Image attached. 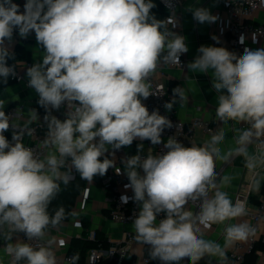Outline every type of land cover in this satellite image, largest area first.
I'll return each mask as SVG.
<instances>
[{"label": "clouds", "instance_id": "obj_1", "mask_svg": "<svg viewBox=\"0 0 264 264\" xmlns=\"http://www.w3.org/2000/svg\"><path fill=\"white\" fill-rule=\"evenodd\" d=\"M155 6L153 0H26L21 11L14 0H0V84L16 74V65L8 63L15 58L10 48L14 31L22 39L34 33L43 55L27 67L26 75L45 109L47 129L36 148L26 146L23 137L33 135L29 125L40 121L38 112L31 109L21 125L16 114H6V101L0 99V239L6 242L3 253L11 257L10 264H58L55 240L48 232L67 214L63 207L50 214L49 205L61 184L70 182L73 170L93 181L115 167V160L105 156L109 148L119 150L137 139L158 145L164 130L173 127L158 110L150 113L141 99L156 94L149 78L159 64L181 66V55L189 51L186 38L173 30L175 13L158 19L151 12ZM188 10L200 24L218 20L208 8ZM245 40L242 34L239 42ZM198 53L187 68L211 73L222 126L200 146L186 147L171 136L164 143L166 152L149 149L142 157L139 144L137 155L122 160L129 180L125 188L133 196L121 200L131 199L139 207L132 222L134 238L149 246L152 260L162 264H179L184 258L198 264L205 256L227 264L225 250L257 231L247 221L226 223L245 217L248 210L224 190L234 177L221 175L216 165L243 158L253 188L259 190L264 170V47H245L237 54L201 45ZM186 99L184 89L176 87L164 107L171 110L177 100ZM62 106L67 109L63 120L52 115ZM10 128L11 141L4 135ZM228 131L234 136L225 148ZM115 171L121 173L118 167ZM213 225L224 226L223 245L204 238ZM19 233L26 239L12 242ZM77 259L72 257L69 264Z\"/></svg>", "mask_w": 264, "mask_h": 264}, {"label": "crops", "instance_id": "obj_2", "mask_svg": "<svg viewBox=\"0 0 264 264\" xmlns=\"http://www.w3.org/2000/svg\"><path fill=\"white\" fill-rule=\"evenodd\" d=\"M229 1L230 0L182 1L179 7V29L186 38V43L189 48V51L187 52L189 63L194 61L195 57L199 55L198 49L201 45L215 46L216 40L212 38L213 36L217 37L218 40H223L225 48L228 49L229 46H227V37L225 36L224 28L218 26V21L211 24H200L193 18L192 12L188 9L190 7H205L208 8L213 15L219 17L223 15L224 8ZM14 2L19 4L21 7L26 0H14ZM255 22L264 23V10L260 11L255 19ZM18 46L25 47L31 55L29 61L20 60L16 63V65L23 70L25 78L28 81V77L26 75L27 67L31 66L42 57L43 49L37 44L34 33L30 34L27 39H22L19 37L18 33L14 31L13 41L10 45L12 52ZM257 48L261 47L256 46L252 49ZM154 75L162 80L169 87L171 92H173V89L176 87H182L184 89L187 96L186 101L177 100L174 108L178 118L189 123L192 119L201 117L214 126L215 131L222 126L221 122L216 117V97L218 94L214 91V89H212V77L210 72L208 74H201L198 72H191L188 68L185 70H175L163 65V62H161ZM0 99L6 101L4 109L20 102L26 103L25 116L22 120H19L21 124H24L28 120V113L31 109H35L37 112L41 110V106L38 104V94L33 88L28 87L26 83H17L12 81L10 85L0 89ZM66 111L67 109L65 108L64 113H66ZM240 126L241 124L235 125V127ZM212 134L213 133H206L202 128H195L185 139L184 146L190 147L191 144L200 146L208 140ZM233 136L234 133L232 131L227 132L226 143L223 147L227 148L232 145ZM139 144L143 145L139 154L146 156L149 149H152L153 154H155L154 147L150 146L147 140H134L130 146L122 147L119 150L109 148V151L105 153V156L109 159L115 160V167L109 168L108 170H115V168L118 167L121 169V172L126 175L122 160L126 157L137 155V146ZM113 151L114 156L112 155ZM216 166L221 175L227 174L234 177L231 185L224 189L228 192L233 202L236 200H241L243 202L247 201L248 206L258 203L259 198L262 194H264V170H261L260 173L259 190H255L252 184L253 178L249 171L245 168L243 158H234L230 163H221L220 161H217ZM75 175L76 172L73 170L70 181L74 180ZM87 188L89 189L90 196L86 205L82 206L78 196L70 220L60 227L50 229L48 232V236L54 238L55 240L53 246L58 248V264H69L64 259L65 256L69 254L74 240H87V233L89 230L95 229L98 235L103 234L106 240L109 242H115L122 238L124 231L128 228L110 219L107 192L104 190L101 181L97 182L93 178V181H87L85 189ZM193 211H197L195 207L193 208ZM241 221L248 222V219L245 216L239 218L238 220H232L226 223H237ZM86 222L88 225L85 224ZM223 227V225H213L211 229L205 232L204 238L215 240L223 245ZM128 229L134 231L133 226H129ZM16 239L22 238L19 234H16L14 235L12 242H15ZM5 243L6 242L4 240L0 239V258L4 260V264H10L11 257L6 256L3 253V246ZM259 243L260 242H258V244ZM238 244H242V246L246 247L248 245V239L246 241L234 243L231 247L225 250L226 253L230 250H237ZM145 250L149 251V246L139 243L136 244L133 252L127 259L130 263L127 261V264H131V261L135 258L137 259L139 256L144 255ZM255 253L257 255L256 261L258 263H262L264 251L257 249ZM156 260L159 261L158 259ZM21 264H23V262H21ZM100 264L113 263L103 262ZM179 264H190V261L188 258H184L179 262ZM198 264H217V261L215 258L205 256L198 262Z\"/></svg>", "mask_w": 264, "mask_h": 264}, {"label": "built area", "instance_id": "obj_3", "mask_svg": "<svg viewBox=\"0 0 264 264\" xmlns=\"http://www.w3.org/2000/svg\"><path fill=\"white\" fill-rule=\"evenodd\" d=\"M184 0H159L162 6L167 10L168 16L173 12L175 13L177 19V27L173 29L180 35H183L179 29V7ZM24 5V4H23ZM23 5L20 10L23 11ZM264 10V0H230L225 8L223 15L218 17V26L223 27L225 31V36L227 37V46H229V51H234L237 54H242L245 47H264V23L255 22L260 11ZM167 16V17H168ZM172 28V25H169ZM246 37L244 44L239 42V37L241 35ZM253 39L256 42H253ZM225 43L223 40L215 41L216 47H224ZM181 66L179 65H168L163 63V65L168 66L175 70H185L187 64L189 63V58L187 53L182 54L180 57ZM10 64V63H9ZM16 65V64H10ZM15 76L9 77L10 80L17 83H26L28 86V81L25 78L23 70L17 65L15 67ZM152 90L156 93L155 95L149 96L146 100L142 99V103L148 108L151 113L153 110H158L161 115L166 116L171 120L173 127L166 128L162 133V143L158 145H152L150 141L148 144L154 147L155 154L166 152L167 149L164 148V143L167 142L168 138L171 136H176L179 142L184 144L185 139L195 128H202L206 133H214L215 128L208 121L201 117H196L192 119L189 123L178 118L175 113V105L171 110L164 107L165 103L169 102L173 98V92L169 90V87L154 74L149 78ZM29 87V86H28ZM39 98V96H38ZM66 107L62 106L59 110H53L52 115L63 120L65 118ZM6 114H10L13 117L18 116L19 120H22L26 113V103L20 102L4 109ZM40 121L33 122L29 125L31 128L35 129L31 137L25 135L23 137V142L26 146L36 148L40 141L43 140L46 134V125H44L43 117L45 115V109L41 107L38 112ZM23 125V124H21ZM247 125L241 124L240 127H246ZM13 130L10 128L4 133V135L12 140ZM142 157L145 155L140 154ZM101 177V184L104 190L107 192V203L109 217L112 221L119 223L124 227L132 226V222L135 219V214L138 213L139 207L136 202L129 199L127 203L121 200L122 196L132 197L133 192L130 188L126 189L125 185L129 183L126 175L122 172L117 174L115 170H108L104 176ZM90 196L89 189H85L79 195V201L82 206H85L88 198ZM247 199V198H246ZM248 214L246 215L248 222L256 227L257 231L255 235L248 238V245L246 247L242 244H238L237 250H230L226 253L227 264H250L248 262V256L255 252V247L258 242H264V194L258 200V203L248 206L247 201L245 202ZM198 211V207H195ZM162 218V217H161ZM159 220V218H158ZM81 226V224H80ZM126 229L120 240L115 242H109L108 247L105 248L102 245L97 247H92L88 250L86 256V264H100L103 262H111L113 264H124L129 258L130 254L134 250V246L138 244L135 240V232L131 229ZM22 239H26L23 233H19ZM87 238L91 241H98V234L95 229H91L87 233ZM34 245L44 243L43 241H28ZM111 243V244H110ZM242 247V248H240ZM53 250L58 259V248L53 246ZM74 257L73 254L69 253L65 256V261L70 262L71 258ZM151 258L144 255L139 256L131 261V264H149ZM255 264H264V253L263 262Z\"/></svg>", "mask_w": 264, "mask_h": 264}, {"label": "trees", "instance_id": "obj_4", "mask_svg": "<svg viewBox=\"0 0 264 264\" xmlns=\"http://www.w3.org/2000/svg\"><path fill=\"white\" fill-rule=\"evenodd\" d=\"M153 3L156 5L151 12L158 18V19H165L168 16L167 10L162 6V4L159 2V0H153ZM170 28V27H169ZM14 53V59H9L8 63L10 64H16L20 60L29 61L31 58V55L29 51L22 46L16 47V49L13 51ZM12 83V80L8 79L7 84H0V89L4 88ZM103 159V157H101ZM94 179L97 182L101 181L100 175H96ZM87 184V180L81 179L79 173L76 172L74 180L70 181L66 186L61 184V191L58 193L55 199L51 202L49 205V212L50 214H54L55 210L59 207H63L66 212V218L61 222V224L57 227L62 226L64 223L68 222L70 218L72 217V211L75 207V203L77 200V197L82 193V191L85 189ZM86 225L87 222L85 223ZM102 245L103 247L107 248L108 243L105 239L103 234L98 235V241L94 242L91 240H74L72 248L69 253L73 254V256L78 255V259L76 260L75 264H86V255L90 248L97 247L98 245ZM257 249H261L264 251V242H260L256 245L255 251ZM145 255L150 257L149 251L145 250ZM151 258V257H150ZM257 255L254 252L250 256H248V262L250 264L256 263ZM129 262V261H128ZM127 261L124 264L128 263ZM130 263V262H129ZM149 264H162V262L157 260H152Z\"/></svg>", "mask_w": 264, "mask_h": 264}]
</instances>
